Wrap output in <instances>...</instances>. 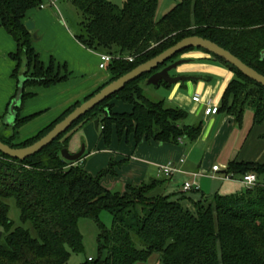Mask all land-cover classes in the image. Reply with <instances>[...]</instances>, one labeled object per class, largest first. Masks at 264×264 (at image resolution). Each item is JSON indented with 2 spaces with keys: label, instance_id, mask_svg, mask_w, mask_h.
Instances as JSON below:
<instances>
[{
  "label": "trees",
  "instance_id": "1",
  "mask_svg": "<svg viewBox=\"0 0 264 264\" xmlns=\"http://www.w3.org/2000/svg\"><path fill=\"white\" fill-rule=\"evenodd\" d=\"M73 1L83 15L76 38L87 48L110 57L106 68L112 78L106 84L192 35L216 42L264 75V0H180L160 19H156L160 0H126L122 6L109 0ZM43 2L0 0L1 25L18 45L11 54L16 61L12 76L18 86L20 78H26L13 133H0V139L13 147L34 143L82 103L67 109L36 136L16 141L19 128L34 117H20L25 100L32 96L26 87H50L70 76L68 72L62 75L54 60L46 66L33 48V33L24 19ZM197 49L206 51L190 47L158 70ZM210 55L236 75L225 90L219 111L234 115L241 124L250 106L255 123H263L264 86L221 57ZM151 73L129 82L39 153L19 160L0 152V264H66L72 251L84 249L80 218H91L100 226L99 256H89L80 264H136L147 262L153 255L155 264H264V163L232 161L227 174L242 179L253 172L260 183L209 198L193 194L194 190L154 193L163 183L157 178L114 191L103 179L117 176L120 162L112 160L93 175L85 169V154L79 161L62 157L61 151L71 138L67 133L95 119L99 126L102 124L107 141L113 128L119 135L132 134L136 144L196 140L202 123L186 124V110L166 107L163 100L154 101L145 95L141 84ZM113 98L130 102L133 111L114 112ZM9 198L16 200L22 222L31 223L36 235L23 225L15 226L9 216ZM104 210L113 215L110 228L100 222Z\"/></svg>",
  "mask_w": 264,
  "mask_h": 264
},
{
  "label": "crops",
  "instance_id": "2",
  "mask_svg": "<svg viewBox=\"0 0 264 264\" xmlns=\"http://www.w3.org/2000/svg\"><path fill=\"white\" fill-rule=\"evenodd\" d=\"M59 15V10L51 6L50 9L43 8V11L31 9L24 19V22L29 19L35 22V30L31 32L39 37L34 39L33 48L39 53L41 61L48 66L54 60L61 74L68 72L70 76L50 87H26V92L32 96L25 100L20 117H34L19 128L16 140L18 143L36 136L67 109L77 102H83L88 95L112 78L106 68L105 54L89 49L79 42L66 24L59 23ZM17 48L16 40L1 25L0 20V133L6 136L13 133V127L4 123V116L18 90V81L12 76L16 61L11 58ZM188 53L184 54L185 58L189 57L186 56ZM195 57L202 60V63L192 68L200 73L199 80H193L199 81L198 83L190 82L187 92L179 87L172 88V85L163 84L159 86L163 85L165 89L160 88L157 91L160 92L159 100H163L166 107L181 108L188 112L184 121L186 124L202 123L200 136L194 141L183 139L179 143L145 141L136 144V152L131 155L113 156L109 149H105L102 157H97L96 153L100 150L91 149L87 152V145L82 160L88 172L98 174L114 158L122 162L118 164L117 176L103 179L112 189L124 191L128 184H140L163 177L169 181L160 184L154 193L184 191L185 182H191L194 188L184 192L194 190L193 194L209 198L245 188L240 178L227 174V169L232 161L264 163V122L255 123L253 109L251 113L245 109L241 124L236 123L234 115L223 110L206 115L205 107L208 102L221 107L225 90L236 75L227 65L208 53L201 52ZM195 94L201 96L199 102L193 100ZM89 125L90 123H86L75 130L69 141L71 152H78L81 143L88 144ZM170 162L178 171L171 177H166L160 172V167ZM214 165H219L220 169L213 171ZM182 178L185 179L184 182H180ZM217 182H222L220 187H217ZM233 182L242 185H233Z\"/></svg>",
  "mask_w": 264,
  "mask_h": 264
},
{
  "label": "water",
  "instance_id": "3",
  "mask_svg": "<svg viewBox=\"0 0 264 264\" xmlns=\"http://www.w3.org/2000/svg\"><path fill=\"white\" fill-rule=\"evenodd\" d=\"M25 25L29 31L35 30V22L32 19H29L25 22ZM34 37H37V34L34 33ZM190 47L194 48H202L212 54H215L222 59H224L229 64L236 67L239 71H241L245 76L249 77L250 79L256 81L257 83L264 86V75L258 72L253 67L246 64L243 60H241L238 56L233 54L228 49L220 46L216 42L198 36L192 35L187 36L181 40H179L174 45L170 46L169 48L162 51L160 54L154 56L153 58L139 64L129 72L125 73L124 75L118 77L117 79L111 81L110 83L106 84L102 87L97 93L92 95L87 100H84L80 105H78L74 110H72L67 116H65L62 120L57 122L55 126L48 131L44 136L40 139L35 141L34 143L23 146V147H13L9 144L3 142L0 139V152L3 154L19 160H24L30 156H33L40 151H42L45 147L50 145L53 141H55L59 136L64 134L72 125L78 121L82 116H84L89 111L93 110L96 106L101 104L103 101L114 95L115 93L122 90L129 82L137 79L138 77L151 73L154 70H157L148 77L147 83L159 86L161 82H166L168 85L175 84L177 82H187L190 80H199L200 77L193 76V75H172L171 71L178 68L180 65L189 63L193 61L191 58H180L175 60L172 63L164 66L163 68H158L173 58L176 54L180 53L181 51L188 49ZM264 55V50L262 52ZM26 78L21 77L20 83L18 86V91L16 96L12 100L8 114L5 118V124L7 126H11L14 124L15 120L18 117V112L16 110L17 107L21 105L22 98H23V91H24V82ZM97 128L99 127V120L95 121ZM85 144L78 152H71L69 148H64L61 151V155L64 159L69 161H79L83 155L85 154Z\"/></svg>",
  "mask_w": 264,
  "mask_h": 264
},
{
  "label": "rangeland",
  "instance_id": "4",
  "mask_svg": "<svg viewBox=\"0 0 264 264\" xmlns=\"http://www.w3.org/2000/svg\"><path fill=\"white\" fill-rule=\"evenodd\" d=\"M112 3L116 4L117 6H122L126 0H109ZM180 0H160L159 1V6L156 14V19H160L164 14L169 12ZM44 3H46V9H50L51 5L47 2V0H44ZM54 9L59 10L60 15H59V23H64L66 24L71 31L76 34L80 31V23L83 20V15L82 13L77 9V7L74 4L73 0H55V5H52ZM35 11H43L42 8L37 7L35 8ZM35 33V32H34ZM33 33V37H34ZM39 36L34 37L36 40ZM205 52L203 50H194L191 53L189 52L187 55H189L188 58H196L195 56L198 53ZM210 54V53H208ZM195 55V56H194ZM181 58H185V55L182 56ZM180 59V58H179ZM196 60V61H195ZM195 60L185 63L180 65L178 68L174 69L171 71L172 75H193V76H200L197 71H195L192 68H195L198 64L202 63L201 59L196 58ZM192 69V70H191ZM193 80L187 81L185 83L183 82H177L175 84H172V88L179 87L181 90H184L187 92V88L190 82ZM199 81H193V83H198ZM144 87V93L147 97H149L152 100H159L161 97L160 92H158V89H165V86H156L153 84H148L147 79L144 80V82L141 84ZM189 89V88H188ZM16 96V95H15ZM14 96V97H15ZM14 98H12L13 100ZM11 100V102H12ZM111 103L113 104V111L118 112V113H130L133 111V104L130 102H126L124 100L118 99V98H113L111 100ZM251 107H246V110L251 113ZM97 119L89 122V133L90 137L88 138V144L86 142L81 143L79 151L82 149L83 144H85V147L88 145L87 152H89L91 149L92 150H100L98 153H96L97 157H102V155L105 153V149H109L111 152V155L117 156L120 154L124 155H131L132 153L136 152V142L134 139V136L132 134H123L119 135L116 128H113V132L111 134V138L107 141L104 134H103V126L100 124L99 128L96 126V121ZM5 123V122H4ZM83 124L77 125L73 130H70L66 136H72L77 128L82 126ZM12 127V126H8ZM160 144V143H159ZM70 149L71 147L68 146ZM71 150V149H70ZM128 159V158H127ZM114 160L115 163H122L121 161H116V159L112 158L110 162ZM109 162V164H110ZM119 168V165L117 166ZM127 173V171H126ZM126 177H128L126 175ZM162 180L163 182H168L169 179L167 178H158ZM185 179H181L180 182H184ZM217 182V187H220V184ZM238 183V184H237ZM233 182L232 184L234 185H242L239 182ZM105 184V183H104ZM231 184V183H230ZM106 185V184H105ZM119 185V184H118ZM108 187V185H106ZM110 188V187H108ZM112 189V188H110ZM114 191H121L119 189H112ZM244 190V189H242ZM241 190V191H242ZM7 202L10 206V212L9 216L11 220L14 222L15 226H25L29 228L32 232L33 235H36V231L34 230L33 226L31 223H26L24 224L21 220V212L19 207L16 204V200L14 198H9L7 199ZM113 215L108 212V211H102L100 214V222L103 223L106 227L110 228L113 224ZM79 228L80 231L83 235V251L80 253L76 252H71V257L68 260L66 264H80L83 262L87 257L92 256V257H98L99 256V243H98V238L100 234V226L99 224L91 219V218H80L79 220ZM156 258L155 255H153L147 262H138L136 264H155Z\"/></svg>",
  "mask_w": 264,
  "mask_h": 264
},
{
  "label": "built area",
  "instance_id": "5",
  "mask_svg": "<svg viewBox=\"0 0 264 264\" xmlns=\"http://www.w3.org/2000/svg\"><path fill=\"white\" fill-rule=\"evenodd\" d=\"M47 2L49 3V5H55V0H47ZM46 7V3H41L40 8H45ZM110 57L105 55L104 59L107 60ZM193 100L196 102H199L201 100V96L199 94H195L193 96ZM219 112V107L213 105L211 102H208L206 107H205V114L206 115H211V114H216ZM220 169L219 165H214L213 166V171H218ZM175 171H178V169L175 167V165L173 163H168L167 165L161 166L160 167V172L162 173V175L166 176V177H171L173 175V173ZM228 178V177H227ZM240 181L246 186V187H253L257 184L260 183V178L258 177V175L256 173L250 172L247 173L243 176L242 179H240ZM194 188V185L191 182H185L183 189L184 191H189L192 190Z\"/></svg>",
  "mask_w": 264,
  "mask_h": 264
}]
</instances>
